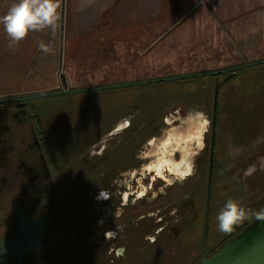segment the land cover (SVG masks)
Instances as JSON below:
<instances>
[{
	"label": "flooded vegetation",
	"instance_id": "1",
	"mask_svg": "<svg viewBox=\"0 0 264 264\" xmlns=\"http://www.w3.org/2000/svg\"><path fill=\"white\" fill-rule=\"evenodd\" d=\"M73 73L0 97V264H200L256 227L253 216L209 243L213 185L225 176L248 182L241 166L225 169L218 159V102L212 114L201 100L208 118H188L198 99L171 100L163 91L132 105L109 98L106 114L101 99L27 98L85 87ZM173 132L181 140L167 143ZM259 186L247 183L233 199L259 211Z\"/></svg>",
	"mask_w": 264,
	"mask_h": 264
},
{
	"label": "rangeland",
	"instance_id": "2",
	"mask_svg": "<svg viewBox=\"0 0 264 264\" xmlns=\"http://www.w3.org/2000/svg\"><path fill=\"white\" fill-rule=\"evenodd\" d=\"M122 3L120 13L125 22L113 26L108 34L87 37L91 38L92 47L86 57L72 56L75 51L69 50L70 42L63 36L68 33L69 0H62L55 34L51 29L38 36L34 33L30 35L33 40H22L14 50L9 49L7 34L0 25V97L57 85L59 64L63 61L69 68L71 60L77 66L74 82L81 86L139 81L65 95L78 101L101 99L104 103L99 110L101 114L108 112L109 98L132 105L134 99L153 92L155 97L165 92L166 98L180 102L198 99V106L191 105L186 110L188 118L200 114L208 118L210 106L207 109L201 100L213 105L212 114L218 102V159L227 162L225 169L234 164L241 166V178L248 173L246 182L253 187L260 185L253 201L259 199L264 195V62L248 63L264 60V0H122ZM4 14L5 0H0V16ZM40 40L48 43L52 52L39 51ZM75 43L84 44L82 40ZM197 72L214 73L177 82L149 81ZM180 114L173 111L169 117L180 120ZM208 138L207 134L206 142ZM232 154L238 162L230 159ZM221 182L220 188L213 185L209 202V243L228 233L218 229L219 210L247 187L244 180H230L227 176Z\"/></svg>",
	"mask_w": 264,
	"mask_h": 264
},
{
	"label": "clouds",
	"instance_id": "3",
	"mask_svg": "<svg viewBox=\"0 0 264 264\" xmlns=\"http://www.w3.org/2000/svg\"><path fill=\"white\" fill-rule=\"evenodd\" d=\"M57 0H13L6 14L0 16V25H3L8 37V47L14 50L30 32L57 30ZM37 47L44 54L52 52V48L44 40L38 41ZM255 217L264 221V208L259 211L246 209L242 201L229 198L217 214L218 229L230 232L237 224Z\"/></svg>",
	"mask_w": 264,
	"mask_h": 264
},
{
	"label": "crops",
	"instance_id": "4",
	"mask_svg": "<svg viewBox=\"0 0 264 264\" xmlns=\"http://www.w3.org/2000/svg\"><path fill=\"white\" fill-rule=\"evenodd\" d=\"M12 3L13 0H5L6 12ZM57 3L59 7L56 14L59 16L62 9V0H57ZM122 6V0H69L68 33L63 36H67V40L70 42L71 47L68 46L69 50L75 51L72 56L86 57L92 47L89 43L91 38L88 39L87 37H93V34H108L113 31V26H118V24L125 22L120 13ZM44 31L47 32L48 29ZM34 33L38 36L42 32H30L24 40H33L34 36L30 35H34ZM76 40H82L84 44H77L75 43ZM76 52L77 55H75ZM70 62L69 69L66 68L62 61V64H59L61 71L63 70L66 73L76 71V64L69 60ZM85 74L87 73L85 72ZM7 94L10 93H5V95Z\"/></svg>",
	"mask_w": 264,
	"mask_h": 264
},
{
	"label": "water",
	"instance_id": "5",
	"mask_svg": "<svg viewBox=\"0 0 264 264\" xmlns=\"http://www.w3.org/2000/svg\"><path fill=\"white\" fill-rule=\"evenodd\" d=\"M259 62H264V60L253 61V62H249L248 64H254ZM213 73L214 72L165 76V77L150 79L149 81H158V80L167 81L172 79H184L187 77H193V76L195 77L198 75L208 76ZM216 73L219 72H215V74ZM134 83H139V81L128 82L124 84H114V85L110 84L105 86L103 85V86H95V87L67 89V90L54 91L48 93H36V94H30L27 98L46 96V95H66L71 93L93 91L100 88L118 87L120 85H129ZM64 86H66V83ZM255 226H256L255 228H248L244 233H242V237H238V239L235 241L237 245H233V242L229 243L228 246H226L219 252V257H216L215 259L213 258L204 259L200 264H264V221L261 220L256 221ZM230 248L233 251L231 252V254H227V249Z\"/></svg>",
	"mask_w": 264,
	"mask_h": 264
},
{
	"label": "bare ground",
	"instance_id": "6",
	"mask_svg": "<svg viewBox=\"0 0 264 264\" xmlns=\"http://www.w3.org/2000/svg\"><path fill=\"white\" fill-rule=\"evenodd\" d=\"M203 120L199 119L198 120V126H196V128H199V127H203ZM170 138H173L175 141H179L181 140V136L178 135V133L176 132H173V134H171L166 140H167V143H168V139Z\"/></svg>",
	"mask_w": 264,
	"mask_h": 264
},
{
	"label": "trees",
	"instance_id": "7",
	"mask_svg": "<svg viewBox=\"0 0 264 264\" xmlns=\"http://www.w3.org/2000/svg\"><path fill=\"white\" fill-rule=\"evenodd\" d=\"M182 79H172L170 80V82H177V81H181Z\"/></svg>",
	"mask_w": 264,
	"mask_h": 264
}]
</instances>
